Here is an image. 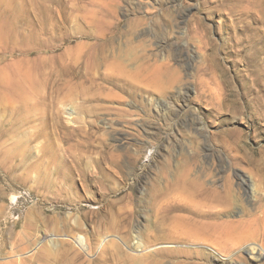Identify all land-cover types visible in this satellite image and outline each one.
<instances>
[{
    "label": "rangeland",
    "instance_id": "obj_1",
    "mask_svg": "<svg viewBox=\"0 0 264 264\" xmlns=\"http://www.w3.org/2000/svg\"><path fill=\"white\" fill-rule=\"evenodd\" d=\"M0 13V264H264V0ZM17 71L33 80L3 95ZM202 186L232 206L166 209Z\"/></svg>",
    "mask_w": 264,
    "mask_h": 264
},
{
    "label": "bare ground",
    "instance_id": "obj_2",
    "mask_svg": "<svg viewBox=\"0 0 264 264\" xmlns=\"http://www.w3.org/2000/svg\"><path fill=\"white\" fill-rule=\"evenodd\" d=\"M55 2V1H54ZM3 13V12H2ZM5 15V14H4ZM3 14H1L0 13V18H2L1 20H0V22H3V20L4 21H7L8 20V18L5 16V17H2V16H4ZM5 25V24H4ZM3 32H5V31H2V30H0V33H3ZM9 34V33H8ZM10 36V35H9ZM2 38H4V37H2ZM8 39H9V37H8ZM0 40H2V39H0ZM3 41V40H2ZM1 42V41H0ZM2 43V42H1ZM6 43V42H5ZM5 45V44H4ZM2 52V51H1ZM2 54V53H1ZM4 69V68H3ZM7 77L8 78H5L4 79V81H2L3 82V95L5 94V95H11L10 93L12 92L15 96L16 95H19L20 94V96L22 95V93L25 91V89H26V87H27V85H29L27 82L28 81H32L33 80V77L31 76V74L30 73H23L22 71H17L16 73H10L9 75H7ZM14 96V97H15ZM17 97V96H16ZM22 98V97H21ZM22 109V108H21ZM20 112V111H19ZM39 119V118H38ZM37 119V120H38ZM46 119V118H45ZM41 120V119H40ZM39 120V121H40ZM43 123H45L46 124V122H43ZM42 124V123H41ZM41 126H43V125H41ZM40 126V127H41ZM45 126V125H44ZM39 127V125L37 126V128ZM48 127V126H47ZM38 130H39V128H38ZM45 131V130H44ZM43 131V132H44ZM46 132L47 131H45L44 133L46 134ZM43 133V134H44ZM44 134V135H45ZM43 137V136H42ZM47 138H49V137H47ZM48 140H50V139H48ZM47 140V141H48ZM44 141V140H43ZM45 141H46V139H45ZM49 142V141H48ZM46 146H48V145H46ZM45 146V148H47V149H49L48 147H46ZM50 146V145H49ZM44 149V148H43ZM47 149H45V150H47ZM40 152H41V150H39ZM49 151V150H48ZM44 153V152H43ZM48 153V152H47ZM37 154V153H36ZM51 155V154H50ZM43 158V157H42ZM54 158V157H53ZM51 160V159H50ZM40 161V160H39ZM47 161V160H46ZM54 163V162H53ZM37 166V165H36ZM57 168V167H56ZM216 171V170H215ZM239 174H241L240 172H239ZM238 175V174H237ZM245 175V174H244ZM240 188V187H239ZM2 192H3V190H2ZM11 192V191H10ZM9 192V193H10ZM12 192H14V191H12ZM226 193H224V194H220V193H218V192H216V190H213V189H207V188H204L203 186H202V188H201V190L199 191V194H198V196H196L195 194H194V192H192V193H189V194H187L186 196H183V197H180L179 199H175V200H171V201H169L168 202V204L166 205V209L168 210V211H171V212H177V213H179V212H191L192 214H194V215H196V216H208L209 215V212L210 211H205V210H207V209H205V210H198V207L199 206H206L207 208H209V210H212V211H214V210H217L218 211V209H220L221 211L222 210H227V209H229L231 206H232V203H231V197H230V193H229V190L228 189H226V191H225ZM8 193V194H9ZM17 193H18V191H17ZM15 194V193H14ZM11 195L12 196H10V197H12L11 199L13 200V199H15V197L13 198V194L11 193ZM199 197H202V199L201 200H203L204 199V202L203 201H200V200H198V198ZM188 202H190V203H194L193 205H194V208L195 209H193L190 205V203H188ZM237 202H240V201H238L237 200ZM14 209V208H13ZM1 215V214H0ZM7 216V215H6ZM31 216V215H30ZM4 218V217H3ZM181 218H184V217H181ZM1 219V218H0ZM5 219V218H4ZM34 219V218H33ZM185 220H187L188 221V223L186 224V225H189V226H191V227H193V228H187V232H182V235H186V233L188 234V235H190V234H196L197 232L196 231H198V230H195L197 227H194V226H200L199 225V223H198V221H195V220H193V219H191V220H189V219H187V218H184L182 221H185ZM28 221V220H27ZM25 222V221H24ZM31 222V221H30ZM29 223V222H28ZM76 223V222H75ZM24 224V223H23ZM27 225V224H26ZM34 225V224H33ZM17 226V225H16ZM31 226V225H30ZM23 227H24V225H23ZM28 230V229H27ZM26 230V231H27ZM25 231V232H26ZM24 232V233H25ZM31 233V232H30ZM101 236V235H100ZM87 237V236H86ZM97 237V236H96ZM193 237V236H192ZM69 238V237H68ZM110 238V237H109ZM135 238H137L138 239V236H136ZM140 238V237H139ZM118 239V238H117ZM116 239V240H117ZM127 239V238H126ZM194 239V238H193ZM74 242H76V246H78V247H80V248H82V249H86V246H88L87 245V239L85 238V236H77V237H75L74 238ZM100 240V239H99ZM101 241V240H100ZM108 241V240H107ZM113 241V240H112ZM125 241V240H124ZM127 241V240H126ZM120 242V241H119ZM118 242V243H119ZM128 242V241H127ZM137 243V242H136ZM133 244H135V242H133ZM115 246V248H117V247H119V246H117L116 244L114 245ZM117 246V247H116ZM134 246H136V249L134 250L135 252H137V253H142V252H144L143 251V249H142V247H144V246H142L141 244H136V245H134ZM156 246V245H155ZM247 246V245H246ZM251 246H252V244H251ZM47 247V246H46ZM51 247V246H50ZM147 247V246H146ZM166 247V246H165ZM49 248V247H48ZM48 248H47V250H48ZM153 248V247H152ZM249 248V247H248ZM52 249V248H51ZM142 251H141V250ZM168 249V248H167ZM241 249V248H240ZM244 249V248H243ZM253 252V254H251V256L252 255H254V253L255 252H257L258 253V260H259V258H261V257H263L264 258V249L261 247V246H259V245H255L254 244V246H252V248H250ZM47 250H46V253H47ZM154 250V249H153ZM156 250H158V248H156ZM155 250V251H156ZM160 250V249H159ZM51 251V250H50ZM246 250L244 249V252H245ZM84 252V251H83ZM87 252V251H86ZM91 252V251H90ZM153 252V251H152ZM163 252V251H162ZM213 252L219 257L221 254L219 253V252H216V251H214L213 250ZM239 252V251H238ZM241 252V251H240ZM251 252V251H250ZM48 253H50V252H48ZM148 253V252H147ZM156 253V252H155ZM247 253H249V252H247ZM250 254V253H249ZM133 255V254H132ZM135 255V254H134ZM143 255V254H142ZM14 256V255H13ZM141 256V255H140ZM256 256H257V254H256ZM135 257V256H134ZM138 257H139V255H138ZM143 256H141V258H142ZM9 258V257H8ZM221 258V257H220ZM222 258H223V256H222ZM255 258V257H254ZM253 257H252V259H254ZM12 259V258H11ZM138 259V258H137ZM140 259V258H139ZM132 260H134V259H132ZM256 260V259H255ZM135 261V260H134ZM139 262H141L140 260H139ZM138 262V264H140ZM142 263V262H141ZM135 264V263H134Z\"/></svg>",
    "mask_w": 264,
    "mask_h": 264
}]
</instances>
